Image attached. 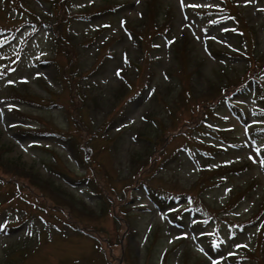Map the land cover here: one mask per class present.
<instances>
[{
  "label": "rangeland",
  "instance_id": "obj_1",
  "mask_svg": "<svg viewBox=\"0 0 264 264\" xmlns=\"http://www.w3.org/2000/svg\"><path fill=\"white\" fill-rule=\"evenodd\" d=\"M263 54L264 0H0V264H264Z\"/></svg>",
  "mask_w": 264,
  "mask_h": 264
},
{
  "label": "trees",
  "instance_id": "obj_2",
  "mask_svg": "<svg viewBox=\"0 0 264 264\" xmlns=\"http://www.w3.org/2000/svg\"><path fill=\"white\" fill-rule=\"evenodd\" d=\"M168 18H170V16H167ZM233 19V21H235V18L234 17H232ZM231 30V29H230ZM241 33V32H240ZM242 35H243V33H241ZM241 35V36H242ZM169 40V42H171L170 43V46L172 47V42L174 43V41H172L171 39H168ZM211 45L213 46V43L211 42ZM214 47V46H213ZM214 51H216V49H213ZM221 53L222 54H225L224 56H229V49L227 48L226 50H219L218 51V55L220 56V60H224V62L226 63V61H225V59H224V57L223 56H221ZM248 53H250V52H246V51H244L243 52V57L244 56H246V57H248V56H250ZM254 64H255V66H254V70L252 71V72H257V71H259V70H262L263 69V67H264V54L262 55V57H261V59L260 60H257V61H254ZM246 80H248V78L246 79ZM246 80H242L241 81V86H240V89H242V90H244V89H246L247 88V86L245 85L244 86V82L246 81ZM239 86V85H238ZM244 86V87H243ZM216 105V103L214 104V106ZM212 110V108L210 107L206 112H205V115L207 114V112L208 111H211ZM159 194V193H158ZM149 196L154 200V202L157 204V205H159L160 206V204H161V199L162 198H164L163 196H156V197H154L150 192H149Z\"/></svg>",
  "mask_w": 264,
  "mask_h": 264
}]
</instances>
